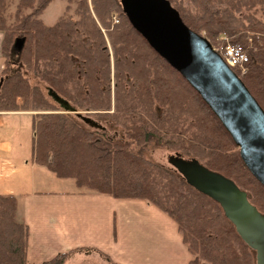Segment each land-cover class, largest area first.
<instances>
[{"label": "trees", "instance_id": "obj_1", "mask_svg": "<svg viewBox=\"0 0 264 264\" xmlns=\"http://www.w3.org/2000/svg\"><path fill=\"white\" fill-rule=\"evenodd\" d=\"M50 1L15 0L7 23L9 2L0 0V114L31 117L33 163L71 180L80 192L140 199L158 208L176 224L188 264H254L253 252L216 203L144 156L155 143L196 159L231 180L264 216V187L243 166L216 117L134 31L118 0H64L71 15L45 26L39 16ZM167 1L210 45L245 50L248 61L239 79L264 113V0ZM246 38L252 47L246 48ZM15 39H23L18 53ZM30 78L75 112L110 122L121 139L110 140L103 129L65 113ZM15 210V198L0 195V264H27V229L15 220ZM65 258L60 254L43 264H63Z\"/></svg>", "mask_w": 264, "mask_h": 264}, {"label": "water", "instance_id": "obj_2", "mask_svg": "<svg viewBox=\"0 0 264 264\" xmlns=\"http://www.w3.org/2000/svg\"><path fill=\"white\" fill-rule=\"evenodd\" d=\"M118 2L134 31L209 108L236 146L243 166L264 187V113L241 80L204 37L182 23L167 0ZM22 43L23 39H15L13 50L18 53ZM48 96L88 128L103 129L76 113L51 90ZM166 163L186 185L219 206L236 235L253 252L254 264H264V216L249 204L246 194L231 180L208 170L196 159L173 153L167 156Z\"/></svg>", "mask_w": 264, "mask_h": 264}, {"label": "crops", "instance_id": "obj_3", "mask_svg": "<svg viewBox=\"0 0 264 264\" xmlns=\"http://www.w3.org/2000/svg\"><path fill=\"white\" fill-rule=\"evenodd\" d=\"M22 165L38 166L31 155ZM3 170L0 164V195L15 198V219L26 226L27 264H43L60 254L66 255L63 264H188L174 221L143 200L80 192L54 176L53 187L34 190V179L21 183ZM35 175L37 183H45V175ZM19 186L25 191L18 192Z\"/></svg>", "mask_w": 264, "mask_h": 264}, {"label": "rangeland", "instance_id": "obj_4", "mask_svg": "<svg viewBox=\"0 0 264 264\" xmlns=\"http://www.w3.org/2000/svg\"><path fill=\"white\" fill-rule=\"evenodd\" d=\"M8 2L9 5L6 11V15L9 16L7 19L8 21L7 23H10L11 15L13 14L14 6L16 2L15 0H8ZM65 5L66 2L64 0H51L49 4L44 8V10L41 12L39 19L42 21V23L45 26H51L58 17L71 15V11H68L67 13L64 12ZM28 12L29 11L27 10L25 11V13ZM250 40H251L250 38H246V48L252 47ZM215 45L216 44L213 45L211 44L210 46H215ZM235 75L237 76V74ZM30 82L37 85L45 95H48L49 89L44 83L40 82L38 79H32V78H30ZM76 113L88 117L94 122H96L98 125H100L103 128V131L101 132L104 133V135L108 139L110 140L121 139L120 132L117 129H115L110 122L104 119L98 120L86 112H76ZM69 114H71L72 116L74 115L72 113ZM32 136H33L32 120L30 116L13 115V114L0 115V161L4 160V162L0 164L3 165V168H5L3 172L11 180L15 179L20 181L21 183L22 181L25 183L26 180L30 178L31 180L34 179V185H33L34 190L48 189L53 187L52 184H54V179H55L51 173H49L44 168H41L39 166H36L34 169L30 170L28 168V165L27 166L22 165V161H28L30 158ZM170 154L173 153L155 143L148 145V147L144 152V156L146 158L164 167H169L166 163V158ZM36 171L37 173H42L43 175H45L43 176V178L46 177L45 183L41 181L37 183L36 181L37 179L35 175ZM39 177L41 178V176ZM57 183H61V182H57ZM62 183L71 185L72 181L68 179L63 181ZM56 186H59V184H57ZM61 188H65V187H61ZM24 189L25 187L23 188V186H19V188H17V191L22 192L25 191ZM12 190L15 191L14 188Z\"/></svg>", "mask_w": 264, "mask_h": 264}, {"label": "built area", "instance_id": "obj_5", "mask_svg": "<svg viewBox=\"0 0 264 264\" xmlns=\"http://www.w3.org/2000/svg\"><path fill=\"white\" fill-rule=\"evenodd\" d=\"M229 69H235L238 72L237 77L240 78L245 73V64L248 61L247 54L244 49L238 45H220L211 46Z\"/></svg>", "mask_w": 264, "mask_h": 264}]
</instances>
